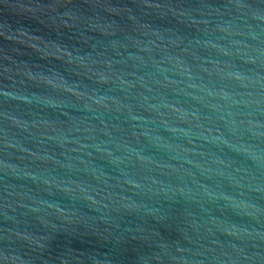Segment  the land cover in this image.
<instances>
[{"label":"water","instance_id":"obj_1","mask_svg":"<svg viewBox=\"0 0 264 264\" xmlns=\"http://www.w3.org/2000/svg\"><path fill=\"white\" fill-rule=\"evenodd\" d=\"M0 264H264V0H0Z\"/></svg>","mask_w":264,"mask_h":264}]
</instances>
